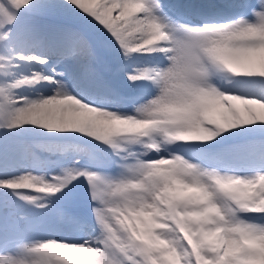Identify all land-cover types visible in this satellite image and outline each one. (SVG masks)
Segmentation results:
<instances>
[{
    "label": "snow or ice",
    "instance_id": "1",
    "mask_svg": "<svg viewBox=\"0 0 264 264\" xmlns=\"http://www.w3.org/2000/svg\"><path fill=\"white\" fill-rule=\"evenodd\" d=\"M0 264H264V0H0Z\"/></svg>",
    "mask_w": 264,
    "mask_h": 264
}]
</instances>
